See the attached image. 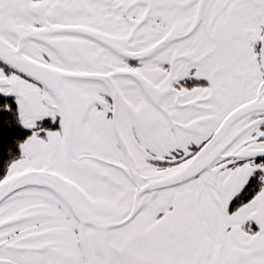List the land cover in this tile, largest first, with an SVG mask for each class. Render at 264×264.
I'll use <instances>...</instances> for the list:
<instances>
[{"label":"snow or ice","instance_id":"6c2138e0","mask_svg":"<svg viewBox=\"0 0 264 264\" xmlns=\"http://www.w3.org/2000/svg\"><path fill=\"white\" fill-rule=\"evenodd\" d=\"M0 264H264V0H0Z\"/></svg>","mask_w":264,"mask_h":264}]
</instances>
